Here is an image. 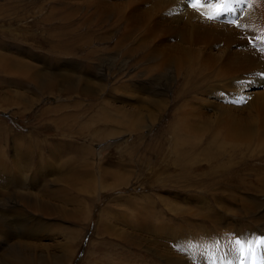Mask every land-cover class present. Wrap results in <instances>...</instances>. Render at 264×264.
<instances>
[{
	"label": "rangeland",
	"instance_id": "obj_1",
	"mask_svg": "<svg viewBox=\"0 0 264 264\" xmlns=\"http://www.w3.org/2000/svg\"><path fill=\"white\" fill-rule=\"evenodd\" d=\"M192 3L0 0V264H241L259 244L256 0Z\"/></svg>",
	"mask_w": 264,
	"mask_h": 264
},
{
	"label": "bare ground",
	"instance_id": "obj_2",
	"mask_svg": "<svg viewBox=\"0 0 264 264\" xmlns=\"http://www.w3.org/2000/svg\"><path fill=\"white\" fill-rule=\"evenodd\" d=\"M187 1L192 2L193 0H187ZM219 2H221V0H200L199 4L201 5V8L205 13L212 16V15H216L215 12L217 11V4H219ZM249 7H247L248 10L245 11V14L242 18L243 24L247 27L243 30L246 32H251L252 34L259 33L260 35H262L264 33V0H256V4L254 8L250 7L249 9ZM251 8H252V11H251ZM186 11L188 13H183V14L178 13L177 15L184 16L186 18H191L192 17L191 9L188 8L186 9ZM176 13L177 11L175 12V14ZM227 13L231 14L229 8L227 11L224 12V14H227ZM70 254H71V251H70Z\"/></svg>",
	"mask_w": 264,
	"mask_h": 264
},
{
	"label": "snow or ice",
	"instance_id": "obj_3",
	"mask_svg": "<svg viewBox=\"0 0 264 264\" xmlns=\"http://www.w3.org/2000/svg\"><path fill=\"white\" fill-rule=\"evenodd\" d=\"M232 0H221L220 4H217L218 12L215 17H208L209 20L218 18L221 12L227 11L229 4ZM200 3V0H193L192 7L196 8ZM255 247H248L246 251H243L241 264H264V237L259 238V244L253 241Z\"/></svg>",
	"mask_w": 264,
	"mask_h": 264
},
{
	"label": "crops",
	"instance_id": "obj_4",
	"mask_svg": "<svg viewBox=\"0 0 264 264\" xmlns=\"http://www.w3.org/2000/svg\"><path fill=\"white\" fill-rule=\"evenodd\" d=\"M4 66H6L5 64H3V65H0V69H9L7 66L6 67H4ZM41 104L40 105H42V106H46V104H48V103H45V102H40Z\"/></svg>",
	"mask_w": 264,
	"mask_h": 264
}]
</instances>
